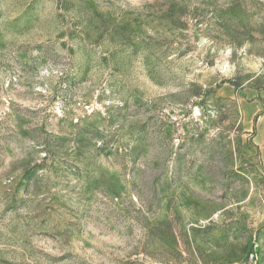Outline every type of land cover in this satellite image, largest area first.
<instances>
[{"label":"rangeland","instance_id":"374dc122","mask_svg":"<svg viewBox=\"0 0 264 264\" xmlns=\"http://www.w3.org/2000/svg\"><path fill=\"white\" fill-rule=\"evenodd\" d=\"M0 264H264V0H0Z\"/></svg>","mask_w":264,"mask_h":264}]
</instances>
